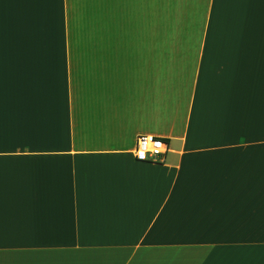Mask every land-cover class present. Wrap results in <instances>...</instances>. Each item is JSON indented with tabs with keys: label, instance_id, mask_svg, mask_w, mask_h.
Instances as JSON below:
<instances>
[{
	"label": "crops",
	"instance_id": "1",
	"mask_svg": "<svg viewBox=\"0 0 264 264\" xmlns=\"http://www.w3.org/2000/svg\"><path fill=\"white\" fill-rule=\"evenodd\" d=\"M0 264H264V0H0Z\"/></svg>",
	"mask_w": 264,
	"mask_h": 264
},
{
	"label": "built area",
	"instance_id": "2",
	"mask_svg": "<svg viewBox=\"0 0 264 264\" xmlns=\"http://www.w3.org/2000/svg\"><path fill=\"white\" fill-rule=\"evenodd\" d=\"M169 151L168 140L153 135H142L137 139L135 157L137 161L157 162Z\"/></svg>",
	"mask_w": 264,
	"mask_h": 264
}]
</instances>
